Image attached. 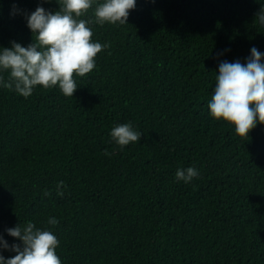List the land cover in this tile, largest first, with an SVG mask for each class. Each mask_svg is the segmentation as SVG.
Instances as JSON below:
<instances>
[{
    "label": "trees",
    "instance_id": "16d2710c",
    "mask_svg": "<svg viewBox=\"0 0 264 264\" xmlns=\"http://www.w3.org/2000/svg\"><path fill=\"white\" fill-rule=\"evenodd\" d=\"M38 5L59 8L0 0V46L34 42ZM93 8L80 18L109 47L74 96L0 88V234L50 230L61 264H264V124L240 137L208 109L218 63L264 52V0H137L103 26ZM129 122L142 135L121 150L109 131ZM189 166L199 176L177 181Z\"/></svg>",
    "mask_w": 264,
    "mask_h": 264
},
{
    "label": "clouds",
    "instance_id": "9594fccd",
    "mask_svg": "<svg viewBox=\"0 0 264 264\" xmlns=\"http://www.w3.org/2000/svg\"><path fill=\"white\" fill-rule=\"evenodd\" d=\"M47 2V0H45ZM58 10L50 11L38 5L34 11L24 14L27 27L34 35V42L22 46L16 41L10 47L0 46V88H7L28 98L34 89L59 88L65 96H74L78 85L75 76L84 77L96 67V56L107 43L92 39L91 21L81 19L93 8L98 25L126 24L130 10L135 9L137 0H56ZM21 10L14 6L12 15ZM259 23L264 25V8L257 13ZM228 49L217 53L223 55ZM7 72L5 79L3 73ZM209 115L227 121L234 126L235 134L248 136L257 124H264V52L256 47L250 49L245 62L240 60L218 63L215 87L208 101ZM142 132L129 123L117 124L109 131L112 142L122 150L131 143L138 142ZM105 155H110L105 151ZM194 166L178 168L177 181L190 183L199 176ZM57 185L58 195H63ZM66 187V186H65ZM49 193L45 192V195ZM51 226L59 224L55 216L48 217ZM19 243L11 245L0 234V264H61L56 249L57 236L50 230L41 229L34 223L17 224L5 229ZM15 253L5 257L3 251Z\"/></svg>",
    "mask_w": 264,
    "mask_h": 264
}]
</instances>
